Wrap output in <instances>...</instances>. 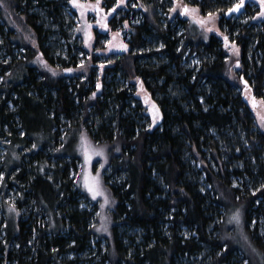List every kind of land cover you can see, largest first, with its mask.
Masks as SVG:
<instances>
[{"label":"trees","instance_id":"1","mask_svg":"<svg viewBox=\"0 0 264 264\" xmlns=\"http://www.w3.org/2000/svg\"><path fill=\"white\" fill-rule=\"evenodd\" d=\"M139 1L137 20L127 12L107 25L128 35L121 56L96 31L95 52L111 63L102 71L97 58L79 68L67 0L0 2V194L16 197L13 208L1 202L0 264H264V131L249 102L264 103V23L222 20L231 38L238 33L234 73L221 39L195 21L161 17L160 0ZM189 1L204 14L228 6ZM140 89L163 115L153 131ZM73 131L110 149L109 239L95 241L98 209L82 206L70 179L78 158L61 150Z\"/></svg>","mask_w":264,"mask_h":264},{"label":"rangeland","instance_id":"2","mask_svg":"<svg viewBox=\"0 0 264 264\" xmlns=\"http://www.w3.org/2000/svg\"><path fill=\"white\" fill-rule=\"evenodd\" d=\"M160 1L165 5V11L162 9L160 11L161 17H165L171 20L174 19V23H177L179 19L193 22H197L198 19H203V25L198 22L197 23L208 34L214 35L217 38L221 39L224 50L230 58L233 72L237 73L241 71V47L234 39V37H236L238 33L235 32L234 36L232 37L234 39L233 40L230 34L227 31L223 30L221 27V22L226 17L227 11L229 9H232L236 5L241 4V0H228L226 11H224V13L209 12L212 13L211 17H209V13L204 14L199 7L193 5V2L189 0ZM243 2H248L245 12L241 17H234L231 22L235 24L236 27L240 26L254 28L256 26H261L264 23V14H262L264 13V4L261 3V0H242V3ZM184 6L188 7V13L184 12ZM143 8L144 7L139 0H122V2L121 0H118L117 3L110 8L104 6L101 0H95L91 2L84 0H75V3L73 2V0H67L66 5H64V12L67 18H69V27H67V29H69L68 31L71 36V48L74 53H78L79 57L82 58L79 68L83 71H86L91 65L93 58H97L94 63L97 66V70L99 69V67L101 71L107 67H111V63L107 62V58L102 53H100L101 55H99V53L95 52L94 46L96 40V31L98 30L100 33L109 35L107 38L105 37L107 46L106 50L108 51V53L112 56H121L128 49V47H125V45L127 46L126 40L128 35L126 33H121L120 31H118L117 33H108L107 25H109V22L112 21L115 16L116 20L119 21L120 18L126 16L127 12H130L131 19L134 20L136 18V15L133 14V9L136 11H144ZM191 9H197L198 11L191 12ZM127 28L128 24L125 26L123 23L122 30L126 32ZM61 43L64 44L65 42L63 41ZM44 66L53 73V70L47 63L44 62ZM235 81L242 87V82L244 84H246L247 82L241 76L235 79ZM97 88L98 90L101 89L99 84L97 85ZM246 92L249 91L247 90ZM136 96L140 100L145 110L148 129L150 131H153L157 127L161 126L163 122V115L158 105L152 99L151 95L144 89H140ZM249 102L251 107L255 111L258 128L261 131H264V121H262L261 119V117H264V103L258 100H249ZM10 108L12 109L13 107L10 106ZM5 142L7 143V140ZM3 144L0 143L1 162L3 160V156L5 155V147ZM100 151L103 152V155L97 154ZM61 152L62 154L78 158L75 160L77 169L75 170L71 168L70 170V179H72L73 181L74 189L81 192L82 206L89 209H94L95 207L98 209L96 213L98 220L95 224V233L97 235V238H95V241H97V239L99 238L109 239L111 237L112 212L115 206L112 194L104 182V177L109 174L106 173L110 155L109 147L95 144L86 132L73 131L72 134L69 135L68 138H66L65 146L61 150ZM47 154L51 155L50 151H48ZM66 161L71 162L70 159H66ZM97 176L99 178V186L101 191L103 192V195H97L94 199L92 193L89 192L87 187L85 186V178L89 177L91 179ZM4 177L5 175L4 173H2L0 180H3ZM105 197H107V202L105 201ZM2 201H5L11 208H13L16 205L15 190L13 189L12 191L8 192L5 197L3 192L0 194V213H2ZM101 205H103V207H101ZM15 213L16 211H12L9 215V225L11 229H14L18 224ZM261 227L263 230L264 226ZM261 234L263 236L264 231H262ZM197 261L198 263L196 264H202V261H204V257L198 258ZM188 263H192V261H188L187 264Z\"/></svg>","mask_w":264,"mask_h":264},{"label":"snow or ice","instance_id":"3","mask_svg":"<svg viewBox=\"0 0 264 264\" xmlns=\"http://www.w3.org/2000/svg\"><path fill=\"white\" fill-rule=\"evenodd\" d=\"M0 2H2V0H0ZM73 2L75 3V0H73ZM121 2H122V0H121ZM241 3H242V0H241ZM261 3L264 4V0H261ZM240 6L241 5L238 4L235 7L237 9H239ZM173 10H175V9H173ZM196 11H198V10L197 9H191V12H196ZM229 11H232V9H229ZM184 12L185 13H188L189 12V9H188L187 6H184ZM262 14H264V13H262ZM211 16H212V13H209V17H211ZM197 22L200 23L201 25L204 24V20L203 19H198ZM209 30H211V29H209ZM225 39H227V38H225ZM125 47H127V46L125 45ZM261 119H262V121H264V117H261ZM97 154L103 155V152L100 151ZM85 186L87 187L88 191L92 193L94 199H95V197L97 195H103V192L101 191L100 186H99V178H98V176L95 177V178H91V179L89 177H86L85 178ZM105 201L107 202V197H105ZM101 207H103V205H101ZM233 219H235V220L238 221L239 214L237 213L233 217Z\"/></svg>","mask_w":264,"mask_h":264},{"label":"water","instance_id":"4","mask_svg":"<svg viewBox=\"0 0 264 264\" xmlns=\"http://www.w3.org/2000/svg\"><path fill=\"white\" fill-rule=\"evenodd\" d=\"M248 2H243L241 3L239 9H237L236 7L232 8V11H227L226 13V18L227 19H232L234 17H241L243 15V13L245 12V7L247 5Z\"/></svg>","mask_w":264,"mask_h":264},{"label":"flooded vegetation","instance_id":"5","mask_svg":"<svg viewBox=\"0 0 264 264\" xmlns=\"http://www.w3.org/2000/svg\"><path fill=\"white\" fill-rule=\"evenodd\" d=\"M247 8V5H246V7H245V9Z\"/></svg>","mask_w":264,"mask_h":264}]
</instances>
